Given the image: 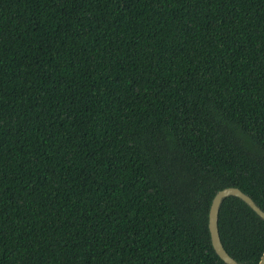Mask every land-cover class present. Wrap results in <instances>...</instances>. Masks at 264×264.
Returning a JSON list of instances; mask_svg holds the SVG:
<instances>
[{
	"label": "trees",
	"instance_id": "obj_1",
	"mask_svg": "<svg viewBox=\"0 0 264 264\" xmlns=\"http://www.w3.org/2000/svg\"><path fill=\"white\" fill-rule=\"evenodd\" d=\"M228 187L264 211V0H0V264H225Z\"/></svg>",
	"mask_w": 264,
	"mask_h": 264
},
{
	"label": "water",
	"instance_id": "obj_2",
	"mask_svg": "<svg viewBox=\"0 0 264 264\" xmlns=\"http://www.w3.org/2000/svg\"><path fill=\"white\" fill-rule=\"evenodd\" d=\"M227 197H236L240 199L243 203H245L260 219L264 221V211H262L253 201L252 199L242 193L239 189L234 187H228L217 191L214 195L208 212V231L210 235V241L212 247L217 254V256L225 263V264H238L233 258H231L225 249L223 248L217 227V218H218V210L223 201V199ZM258 264H264V250L260 257Z\"/></svg>",
	"mask_w": 264,
	"mask_h": 264
}]
</instances>
